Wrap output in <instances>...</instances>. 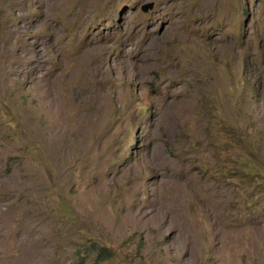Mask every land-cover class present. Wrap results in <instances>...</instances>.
Here are the masks:
<instances>
[{
    "label": "rangeland",
    "instance_id": "rangeland-1",
    "mask_svg": "<svg viewBox=\"0 0 264 264\" xmlns=\"http://www.w3.org/2000/svg\"><path fill=\"white\" fill-rule=\"evenodd\" d=\"M0 264H264V0H0Z\"/></svg>",
    "mask_w": 264,
    "mask_h": 264
},
{
    "label": "trees",
    "instance_id": "trees-1",
    "mask_svg": "<svg viewBox=\"0 0 264 264\" xmlns=\"http://www.w3.org/2000/svg\"><path fill=\"white\" fill-rule=\"evenodd\" d=\"M107 253H108V250L103 249L102 252H100L99 259H106L107 257H109Z\"/></svg>",
    "mask_w": 264,
    "mask_h": 264
},
{
    "label": "water",
    "instance_id": "water-1",
    "mask_svg": "<svg viewBox=\"0 0 264 264\" xmlns=\"http://www.w3.org/2000/svg\"><path fill=\"white\" fill-rule=\"evenodd\" d=\"M150 7H152V5L150 4V5H147V6H145V8H144V10L145 11H147Z\"/></svg>",
    "mask_w": 264,
    "mask_h": 264
}]
</instances>
